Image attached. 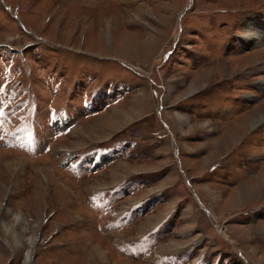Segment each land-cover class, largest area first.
<instances>
[{
  "label": "rangeland",
  "instance_id": "1",
  "mask_svg": "<svg viewBox=\"0 0 264 264\" xmlns=\"http://www.w3.org/2000/svg\"><path fill=\"white\" fill-rule=\"evenodd\" d=\"M0 264H264V0H0Z\"/></svg>",
  "mask_w": 264,
  "mask_h": 264
},
{
  "label": "bare ground",
  "instance_id": "2",
  "mask_svg": "<svg viewBox=\"0 0 264 264\" xmlns=\"http://www.w3.org/2000/svg\"><path fill=\"white\" fill-rule=\"evenodd\" d=\"M251 36V35H250ZM255 36V39L257 40V41H260V40H262L261 39V37L260 36H257V35H254ZM5 162V161H4ZM8 165V164H7ZM9 167V166H8ZM10 168V167H9Z\"/></svg>",
  "mask_w": 264,
  "mask_h": 264
},
{
  "label": "trees",
  "instance_id": "3",
  "mask_svg": "<svg viewBox=\"0 0 264 264\" xmlns=\"http://www.w3.org/2000/svg\"><path fill=\"white\" fill-rule=\"evenodd\" d=\"M56 112H59V111H56Z\"/></svg>",
  "mask_w": 264,
  "mask_h": 264
},
{
  "label": "crops",
  "instance_id": "4",
  "mask_svg": "<svg viewBox=\"0 0 264 264\" xmlns=\"http://www.w3.org/2000/svg\"><path fill=\"white\" fill-rule=\"evenodd\" d=\"M113 97V96H112Z\"/></svg>",
  "mask_w": 264,
  "mask_h": 264
}]
</instances>
